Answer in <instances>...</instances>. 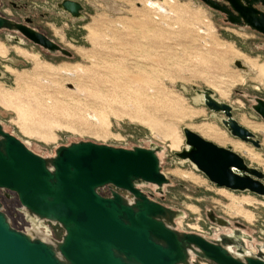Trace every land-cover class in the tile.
I'll list each match as a JSON object with an SVG mask.
<instances>
[{
  "label": "rangeland",
  "instance_id": "rangeland-1",
  "mask_svg": "<svg viewBox=\"0 0 264 264\" xmlns=\"http://www.w3.org/2000/svg\"><path fill=\"white\" fill-rule=\"evenodd\" d=\"M9 1L14 0H1L0 14L16 17ZM59 1L20 3L37 15L34 25L68 49L71 58L0 30V123L5 130L41 156L78 140L124 148L162 145L161 171L173 183L162 196L152 186L142 190L185 211L179 230L209 237L227 231L206 218V210L213 209L263 240L264 197L216 187L174 154L185 146L182 129L187 127L231 146L264 172V134H259L264 122L248 121L258 118L235 94L243 89L264 97V65L254 63H264L258 35L224 23L200 0H78L84 6L78 19L67 18L56 7ZM204 89L232 106L233 117L262 139L260 149L226 136L222 130L231 137L221 124L223 114L207 109L197 93ZM209 129L228 141L217 142L205 134Z\"/></svg>",
  "mask_w": 264,
  "mask_h": 264
},
{
  "label": "water",
  "instance_id": "water-1",
  "mask_svg": "<svg viewBox=\"0 0 264 264\" xmlns=\"http://www.w3.org/2000/svg\"><path fill=\"white\" fill-rule=\"evenodd\" d=\"M0 30L20 33L51 55L72 57L38 30L1 15ZM234 64L241 67L239 61ZM203 93L210 109L230 115L225 104L211 99V90ZM254 109L264 119V102ZM230 126L233 135L259 146L246 127L233 121ZM182 132L185 146L176 157L189 161L216 187L264 197L263 171L230 147L187 127ZM163 150L154 142L124 148L78 140L41 156L0 123V189L17 195L19 211L30 224L24 230L14 228L0 202V264H191L195 258L214 264H264V244L250 248L253 239L244 230L211 237L179 230L177 221L185 211L142 190L152 186L162 194L173 183L161 171ZM207 217L226 228L225 218L210 212ZM43 221L62 228L60 240L40 229Z\"/></svg>",
  "mask_w": 264,
  "mask_h": 264
},
{
  "label": "flooded vegetation",
  "instance_id": "flooded-vegetation-1",
  "mask_svg": "<svg viewBox=\"0 0 264 264\" xmlns=\"http://www.w3.org/2000/svg\"><path fill=\"white\" fill-rule=\"evenodd\" d=\"M20 1H22V0L9 1L10 7L14 10L15 13H17L16 17L4 16V15H1V14L0 15L3 16V17L9 18V19H11V20H13V21H15L17 23H20V24H22L24 26L36 29L40 33H42V34L46 35L47 37H49L42 29H40L39 27L34 25V22L37 19V15L35 13H32L31 9L28 8L27 5H23L22 6ZM200 1L207 8H209L210 10H213L215 12L220 13L221 16H222V21L224 23L229 24V25H231L233 27H238V28H241V29H247V30L257 34L258 37L261 39V40H259V44L262 45V47L264 48V0H206V1L200 0ZM0 4H1V0H0ZM56 7L58 9H60L62 12H64V14H65V16L67 18H71V19L81 18L82 17V13L84 11L83 4L80 1H78V0H60L59 2L56 3ZM5 31H7V30H5ZM8 32L17 35L16 39L17 38L18 39L22 38V39H25V40L29 41L27 38H25L20 33L13 32V31H8ZM50 39H52V38H50ZM251 55L252 54H250L249 56L252 58L251 60H253L254 58ZM63 57H66V56H63ZM66 58H68V57H66ZM254 63L257 64L258 66H263L264 65L263 62L259 63L257 61V62H254ZM244 67L245 66H243L241 64L240 68L244 69ZM247 68L249 69V67H247ZM254 88H256V87H254ZM197 93H201V95L203 97V102H204L205 101L204 93L202 91H197ZM235 94L238 97H240L247 104L249 109L258 118V120H254V119L251 120V119L245 117L248 121L255 122V123L264 122L263 117H261V115L254 109V107H257V108L261 109V101L264 102V97L263 96L258 95V94L253 93V92H247L246 90H243V89L236 90ZM211 99L217 100L215 97H213V95H211ZM219 102L225 104L228 107L227 110H228V112L230 114L229 116L223 110H221V111L220 110H212L205 103H204V105L210 111H213V112H216V113L220 112V113L223 114V118L221 119V124L223 125L225 130L233 138H231L224 130H222L226 134V136L229 137L230 139L234 140V141H239V142L243 143L247 147L250 145L253 148L260 149L263 141H262V139L261 140L257 139V136L253 133V131L248 129L253 134V136L250 137V139L253 140V141H257L258 145H259L258 147H255L250 141H244L241 138H239L238 136H235V135L232 134V132L230 130V128H231L230 121H233L236 124H239L241 126H244V125L242 124L241 121L236 120L233 117V112H232L233 108H232V106L230 104L222 102V101H219ZM240 120H241V118H240ZM244 127H246V126H244ZM259 134L262 136L264 134V131L260 130ZM131 146H133V145H130L129 147H131ZM221 147H224V146H221ZM245 161H246V159H245ZM246 163L249 166H251L247 161H246ZM263 182H264V180H263ZM121 193L123 194L124 192L121 191ZM150 195L154 199V195L153 194H150ZM159 195L162 196L163 193L159 194ZM154 200L158 201L156 199H154ZM0 202L2 203L3 211L9 217L10 223H11V225L14 228H16L18 230H24L26 227L30 226L29 222H27L25 220L23 214L19 211L20 202H19V200L17 198V195L14 192L0 189ZM158 202H160V201H158ZM160 203H162V202H160ZM10 208L13 209L14 213L10 214V212H9ZM246 211H248V210H246ZM209 212H210V215L213 216V217H223V218H225L228 221V223L226 225V228H225L226 230L235 229V228L242 229L249 236L252 237V239L254 241V244H264V238L262 240V238L259 235H256L255 234L256 233L255 230L249 231L245 224L239 222L238 220H229L225 216H221L220 214L215 212L213 209H207L206 210L205 215H206L207 219H208L207 214ZM248 212H250V211H248ZM252 216H253V214H252ZM240 217H242V216H240ZM250 220H246V221H250ZM42 224H43V226L40 229L46 230L51 235V237H53V238H55L57 240L61 239V236L63 235V230H62V228L59 227L58 224H52V223H50L48 221H43ZM213 225H214V223H213ZM191 264H214V263H212L210 261H205V260H202V259H199V258H195L194 260H192Z\"/></svg>",
  "mask_w": 264,
  "mask_h": 264
},
{
  "label": "bare ground",
  "instance_id": "bare-ground-1",
  "mask_svg": "<svg viewBox=\"0 0 264 264\" xmlns=\"http://www.w3.org/2000/svg\"><path fill=\"white\" fill-rule=\"evenodd\" d=\"M245 70H248L247 67H244ZM204 132V131H203ZM205 134L213 137L217 142L219 143H226L228 141V139H226L224 136H222L221 134H217V133H212L210 132V129L209 131L207 130V132H205ZM234 148H241L240 146H238V144H234L233 145Z\"/></svg>",
  "mask_w": 264,
  "mask_h": 264
}]
</instances>
